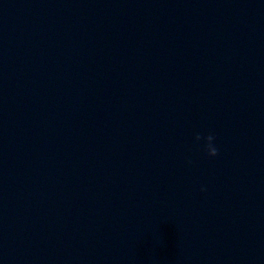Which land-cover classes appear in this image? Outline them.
Here are the masks:
<instances>
[{
  "label": "water",
  "instance_id": "obj_1",
  "mask_svg": "<svg viewBox=\"0 0 264 264\" xmlns=\"http://www.w3.org/2000/svg\"><path fill=\"white\" fill-rule=\"evenodd\" d=\"M0 264H264V0H0Z\"/></svg>",
  "mask_w": 264,
  "mask_h": 264
},
{
  "label": "clouds",
  "instance_id": "obj_2",
  "mask_svg": "<svg viewBox=\"0 0 264 264\" xmlns=\"http://www.w3.org/2000/svg\"><path fill=\"white\" fill-rule=\"evenodd\" d=\"M197 141L201 140V136L197 134ZM205 140V149L209 156H216L218 154V148L215 145V135L214 133L209 132L206 137L203 138Z\"/></svg>",
  "mask_w": 264,
  "mask_h": 264
}]
</instances>
